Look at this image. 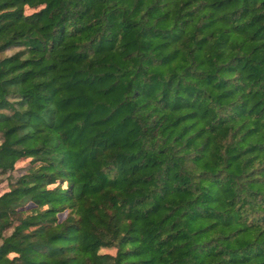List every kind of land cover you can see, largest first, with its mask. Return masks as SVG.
I'll list each match as a JSON object with an SVG mask.
<instances>
[{
	"label": "trees",
	"instance_id": "16d2710c",
	"mask_svg": "<svg viewBox=\"0 0 264 264\" xmlns=\"http://www.w3.org/2000/svg\"><path fill=\"white\" fill-rule=\"evenodd\" d=\"M25 157L0 264H264V0H0Z\"/></svg>",
	"mask_w": 264,
	"mask_h": 264
},
{
	"label": "rangeland",
	"instance_id": "374dc122",
	"mask_svg": "<svg viewBox=\"0 0 264 264\" xmlns=\"http://www.w3.org/2000/svg\"><path fill=\"white\" fill-rule=\"evenodd\" d=\"M31 11H32L31 8L26 9V12H31ZM8 52H10V50ZM30 159H31L30 157H25V158H21V159L17 160L15 162V166L12 169L5 171L1 174V177H0V194L9 188V185L12 184L13 178L16 177V175L25 171V169L31 163ZM11 229H12L11 227H8L4 231V234H8L11 231ZM0 242H1V239H0ZM101 250L107 251L110 253H114L116 248L115 247H103V248H101Z\"/></svg>",
	"mask_w": 264,
	"mask_h": 264
}]
</instances>
